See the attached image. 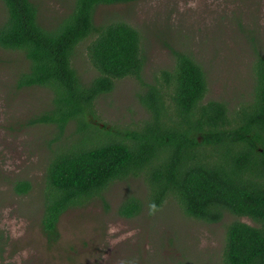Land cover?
<instances>
[{
    "label": "trees",
    "instance_id": "trees-1",
    "mask_svg": "<svg viewBox=\"0 0 264 264\" xmlns=\"http://www.w3.org/2000/svg\"><path fill=\"white\" fill-rule=\"evenodd\" d=\"M1 1L7 16L0 24V48L21 52L29 64L16 86L51 93L48 108L28 120L55 127L50 143L57 145L46 167L40 219L47 242H57L65 211L104 200L112 181L142 177L150 211L173 197L186 215L207 223L221 221L225 212L251 219L254 225L236 219L226 226L224 264H264V56L254 66L251 100L231 110L222 101L203 102L206 73L186 52L172 50V68L143 82L137 29L122 20L99 25L94 20L99 5L131 0H75L65 16L47 26L40 24L32 0ZM88 37L87 56L97 74L84 84L72 58ZM128 76L145 86L137 96L149 117L139 128L121 132L120 140L91 137L89 144L76 139L58 144L70 123L75 135L107 132L89 117L95 115L96 99ZM30 187L19 181L14 190L25 194ZM141 206L129 195L117 210L129 217Z\"/></svg>",
    "mask_w": 264,
    "mask_h": 264
},
{
    "label": "rangeland",
    "instance_id": "rangeland-1",
    "mask_svg": "<svg viewBox=\"0 0 264 264\" xmlns=\"http://www.w3.org/2000/svg\"><path fill=\"white\" fill-rule=\"evenodd\" d=\"M32 1L40 24L47 26L65 16L75 0ZM6 16L0 0V24ZM94 20L98 25L122 20L137 29L143 82L152 83L162 70H170L172 50H177L204 69L203 102L222 101L234 110L251 100L254 66L264 56V0H131L99 5ZM90 39L77 45L72 58L84 84L97 74L87 56ZM28 66L21 52L0 48V264H224L226 226L236 219L254 222L229 212L217 223L194 219L173 197L150 211L142 177L112 181L102 193L104 200L97 197L65 211L57 224V242H47L40 219L46 167L57 143H50L53 125L28 124L51 102L47 88L16 86ZM144 90L134 77L116 80L110 92L96 99L95 115L89 117L107 132L90 129L76 136V125L70 123L58 144L74 139L89 144L91 137L120 140L121 132L139 128L149 117L137 96ZM112 128L116 130H108ZM19 181L30 183L27 193L15 192ZM129 195L142 206L127 217L117 209Z\"/></svg>",
    "mask_w": 264,
    "mask_h": 264
}]
</instances>
